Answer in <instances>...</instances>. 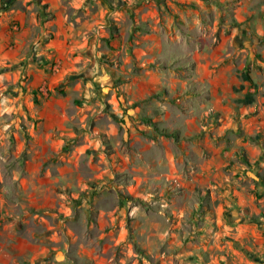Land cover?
<instances>
[{"label":"rangeland","instance_id":"1","mask_svg":"<svg viewBox=\"0 0 264 264\" xmlns=\"http://www.w3.org/2000/svg\"><path fill=\"white\" fill-rule=\"evenodd\" d=\"M108 1L0 0V264H264V0Z\"/></svg>","mask_w":264,"mask_h":264},{"label":"trees","instance_id":"2","mask_svg":"<svg viewBox=\"0 0 264 264\" xmlns=\"http://www.w3.org/2000/svg\"><path fill=\"white\" fill-rule=\"evenodd\" d=\"M107 2L110 3V1L106 0ZM111 37H114V36H117L118 35V32L115 30V27H112L111 26ZM262 62L264 63V60L262 59ZM239 77L241 78L242 81L244 82H247L249 84H252L253 81H252V78L249 74V70H248V67H244L240 74H239ZM254 101V97H253V93L250 92V91H247L244 96L240 99L237 100L238 103L242 104V105H248V104H251L252 102ZM161 133L163 135H166V136H171V137H174L176 138L177 137V133L175 132H167L165 130L161 131ZM243 158V161L244 162H247V158L245 156L242 157Z\"/></svg>","mask_w":264,"mask_h":264}]
</instances>
